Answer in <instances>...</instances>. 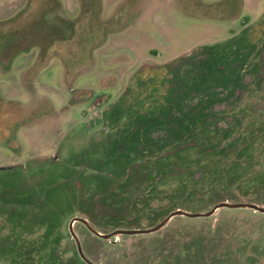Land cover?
Returning <instances> with one entry per match:
<instances>
[{"label": "rangeland", "instance_id": "obj_1", "mask_svg": "<svg viewBox=\"0 0 264 264\" xmlns=\"http://www.w3.org/2000/svg\"><path fill=\"white\" fill-rule=\"evenodd\" d=\"M100 2L0 0V33L35 31L28 40L45 47L21 35L17 47L28 50L0 57V166H23L0 169V201L25 196L50 225L19 240L1 234L0 264H83L65 225L73 216L105 234L155 226L177 208L264 207V0ZM239 51H250L244 63ZM205 53L236 61L228 77L238 80L210 91L219 101L205 113L215 119L199 127L192 115L141 102L153 86L167 96L177 71L194 78ZM162 76L168 83L151 82ZM157 125L168 142L155 140ZM155 166L164 178L156 191L134 180ZM74 232L96 264H264V213L246 208L175 216L115 243L79 224Z\"/></svg>", "mask_w": 264, "mask_h": 264}, {"label": "flooded vegetation", "instance_id": "obj_2", "mask_svg": "<svg viewBox=\"0 0 264 264\" xmlns=\"http://www.w3.org/2000/svg\"><path fill=\"white\" fill-rule=\"evenodd\" d=\"M254 48L255 47H253V49ZM207 50L209 51V49H207ZM242 53L243 52L239 51L238 57L240 58L241 62L244 63L245 61L248 60L250 51L246 52L245 54L244 53L242 54ZM207 54H209L208 57L206 58L207 60H203V59L201 60L200 59V62L195 67L196 74H195L194 78L183 79V78H181L182 76L180 75V73L176 70L177 72H175V74H174V79L170 80V82H169L170 87L167 90V96H165V97H168V101H164L165 97H163L162 99L160 97L161 100H159V98L157 97L158 95L155 94L157 87L153 86L152 92H149L150 95L147 97V99L143 100V98L140 95L141 102H143L145 105L148 103V100L152 101V102L155 101L157 103L160 102V106L162 107V111H165L166 109L168 111H172L175 114L174 117L178 116V114H176L175 111H178V113L181 116H185V117L192 115L193 117H191L190 119L192 121H195V123L198 122L199 127L201 125L205 124L206 121H208L209 119L214 118L216 115H214V114H208L207 115L205 113L206 112V110H205L206 105L208 106L210 102L213 104H217V102L219 101L217 99V97L215 96L217 94L216 93L211 94L212 92H210V91L214 90L215 87H218V88H221V89H218V91L220 92L223 88H226L227 84L230 85V83H235L234 81L235 80L237 81L238 79H236V78L230 79L228 77V73L230 74L233 71L231 69V67H232L231 65L233 63H236V61H230L229 59L219 61L218 59H216V56L211 55L210 53H207ZM164 76L161 77L162 79L161 78L160 79L155 78V80L154 81L151 80V82H155V81L159 80V82H161L162 84L164 82L168 83V80H169L168 77L169 76H167V78H164ZM140 81H142V84H141L142 87L141 88L144 89L146 86L145 80L144 81L140 80ZM147 82H149V84H150V81H147ZM212 98H214V99H212ZM176 107L178 108V110H176ZM198 112L200 113V115H196ZM231 113H233V112H231ZM180 115L178 117H180ZM174 117H173V119H174ZM217 117H218V119L220 118L219 116H217ZM203 119H205V121H204V123L201 124L200 121H202ZM180 120L185 121L184 117H182ZM218 125H219V123H218ZM178 126H180V125H178ZM181 126L184 127V126H186V124H183ZM156 128H157V130H160L159 132L154 134L156 141H158L160 143H165V142H168L172 138V136L168 132H165L162 129L161 125H157ZM194 145L195 144H193V147H194ZM43 159L45 161L43 164L49 167V166L53 165L54 161H56L58 159V157L56 154H52V155H49ZM140 164H142V163H140ZM140 164H137V165H140ZM15 167H23V166L20 164H18V165H6V166H0V169L6 170V169H13ZM39 168H40L39 166L35 167V172H36V170H39ZM174 176H177V175L174 173H171V175L167 176L166 178L174 177ZM134 178H135L134 180H136L140 186L145 184L144 186L153 188L154 189L153 191H156L157 187H158L157 186L158 183L162 182L164 180V178L163 179L161 178V172L157 166L141 171ZM136 181H134V182H136ZM132 183L133 182H131L129 184H132ZM137 189L139 190V187H137ZM19 194H21V193H19ZM21 195H24V194H21ZM24 197L25 196H21V197L15 196L12 199H9L8 201H5V202L0 201L1 202L0 205H3V207H4V211L0 212V235L2 234V236L6 237L5 239H7V240L11 239L8 237H12V236H13V238L15 237L16 239L19 240L23 233L32 232L35 229L41 230V228L43 229L45 227L47 228L48 226H50L48 224V222L46 221L44 214L43 215L40 214L41 213L40 211L36 212L35 203L29 202V201L27 203H24V201H22L24 199ZM76 202H82V198H80V200H78ZM220 203L253 204V203H247V202L223 201V202L216 203L214 206H216ZM253 205H256V204H253ZM214 206L212 208H210L209 210L202 211V212H191V211H187V210L184 211L181 208H179V209L177 208V209L171 210L169 212H170V214H172L176 211H183V212L190 213V214H204V213L211 211L214 208ZM256 206H258V205H256ZM258 207H260V206H258ZM74 208H77V206ZM222 208H228V207H220L216 211H218ZM260 208L264 209V207H260ZM230 209H234V208H230ZM246 209H250V208H246ZM89 210L90 209L87 208L85 212L90 214ZM93 210H96V209H93ZM251 210L254 212H258V213H263V212H260L258 210H254V209H251ZM216 211L212 215H209V216H199V217H187L184 215H175V216H181V217H185V218H189V219L209 218V217L213 216L216 213ZM168 216L164 217L155 226H151V227L146 228V229H135V228L134 229H119V228H115L111 232L105 233V234L101 233V232L97 231V229H95L94 221L93 220L91 221L90 217L88 219V218L81 217V216H73L69 219L68 223L65 225L67 226L68 232H69L71 238L73 239V242L75 244L76 251H77V254L79 256V259L81 260V263L87 264L80 257L78 250H77V246H76V240L72 236V234L70 233V223L72 220H74L72 223V230H73V233L75 234L77 240L79 241V244L81 247V242H80L78 236L76 235V233L74 232V225L75 224L81 225L82 228H84L86 231H88L89 233H91L92 235H94L95 237H97L99 239L109 241V242L112 241V243H115L116 240H113V239L116 238L117 236L146 235V234H150L153 232H157V231L161 230L169 222V220H171L175 216H172L160 229H158L156 231H152L149 233H138V234H132V235H130V234H119V235L113 236L109 239H104V238H101L100 236L94 234L90 230V228H92L94 231H96L100 235H109V234H111L115 231H119V230H126V231L149 230V229L156 227L158 224H160ZM80 219L83 221H81ZM60 226H62L61 223H59V225L54 229H58ZM5 231H7V233ZM7 246H9V245H6V247ZM2 247L4 248L5 245ZM5 248H4V250L6 251ZM7 249H9L10 251L13 250L12 248H7ZM81 250H82V247H81ZM82 253H83V250H82ZM83 255L85 256L84 253H83ZM87 260H89V259L87 258ZM89 261L92 264H96V263L92 262L91 260H89Z\"/></svg>", "mask_w": 264, "mask_h": 264}, {"label": "water", "instance_id": "obj_3", "mask_svg": "<svg viewBox=\"0 0 264 264\" xmlns=\"http://www.w3.org/2000/svg\"><path fill=\"white\" fill-rule=\"evenodd\" d=\"M220 207H228V208H250V209L258 210V211L264 213V209H262V208H260V207H258L256 205H253V204H246V203H238V204L220 203V204L214 206V208L211 211H209L207 213H204V214H190V213H186V212H183V211H176V212L170 214L166 219H164L156 227H154L152 229H149V230H140V231L119 230V231H115V232H113V233H111L109 235H100L96 231H94L92 228H90V230L94 234H96V235H98V236H100L101 238H104V239H109V238H111L113 236H116V235H119V234H130V235H132V234H138V233H149V232L156 231V230L160 229L172 216H175V215H184V216H187V217L209 216V215H212ZM73 221L74 220H72L71 223H70V233L72 234V236L76 240V246H77L78 253H79L80 257L82 258V260H84V262H86L87 264H92L83 255L82 250H81V247H80V244H79V241L77 240L75 234L73 233V230H72V223H73ZM81 221H83V220H81Z\"/></svg>", "mask_w": 264, "mask_h": 264}, {"label": "trees", "instance_id": "obj_4", "mask_svg": "<svg viewBox=\"0 0 264 264\" xmlns=\"http://www.w3.org/2000/svg\"><path fill=\"white\" fill-rule=\"evenodd\" d=\"M96 2H98V4H99V6H101V2H100V0H96ZM125 5V4H124ZM124 5H122V6H124ZM83 4L81 5V11H82V14H84L85 12H83ZM97 9V8H96ZM97 11H98V9H97ZM14 19L15 18H13V19H11L10 20V22H13L14 21ZM66 21V20H65ZM53 22H54V20H53ZM62 28H63V26H62ZM12 34H9V32H8V34H7V36H5V32H3L2 34L0 33V36H2V38L5 36L6 37V42H4L2 45V52L0 53V57L1 56H3L4 57V60H6V58L9 60L11 57H13L14 56V54H16V53H18V52H21V51H27L28 50V48L27 49H23V48H19V47H17L18 46V43L19 42H17V41H20L19 39H20V37H21V35L23 36V37H25L26 39H27V41L29 42V46L31 45V44H33L34 43V45H37V46H39L37 43H35L36 42V40H34L35 38H33V39H31V40H28L29 39V37L32 35V34H34L35 33V31H22V32H16V31H14V32H11ZM18 33V34H17ZM18 35H19V37H18ZM70 35H68L67 37H69ZM33 37V36H32ZM31 37V38H32ZM14 40H16V41H14ZM34 40V41H33ZM16 42V43H15ZM28 46V47H29ZM22 47H24V46H22ZM40 47V46H39ZM19 48V49H18ZM40 48H45V47H40ZM5 51V52H4ZM42 54L44 55V52L42 51ZM42 55V56H43ZM9 56V57H8ZM0 60H3L2 58H0ZM8 60H6V61H8Z\"/></svg>", "mask_w": 264, "mask_h": 264}]
</instances>
